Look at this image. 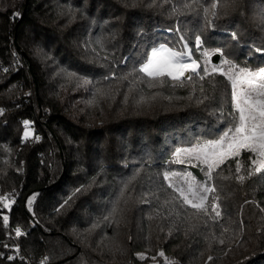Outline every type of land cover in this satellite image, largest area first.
<instances>
[{
    "label": "trees",
    "instance_id": "obj_1",
    "mask_svg": "<svg viewBox=\"0 0 264 264\" xmlns=\"http://www.w3.org/2000/svg\"><path fill=\"white\" fill-rule=\"evenodd\" d=\"M262 14L264 0H0V196L8 197L0 201V264H41L46 255L47 264H264V172L243 184L216 179L207 214L169 187H183L190 164L204 174V165L184 155L176 162L173 152L231 126L230 83L217 72L204 80L191 74L182 87L165 78L163 87L150 88L143 74L128 75L152 47L183 50L180 35L200 74L204 48L223 47L240 66L264 67V56L251 52L264 46ZM213 56L210 72L221 59ZM67 72L92 83L78 84ZM24 120L38 142L23 139ZM164 172L177 175L165 180ZM213 195L221 217L212 211ZM17 226L26 235L17 237ZM114 243L123 251H111Z\"/></svg>",
    "mask_w": 264,
    "mask_h": 264
},
{
    "label": "snow or ice",
    "instance_id": "obj_2",
    "mask_svg": "<svg viewBox=\"0 0 264 264\" xmlns=\"http://www.w3.org/2000/svg\"><path fill=\"white\" fill-rule=\"evenodd\" d=\"M212 7L216 9L217 5L214 3ZM204 13L207 17L208 9L205 8ZM13 15L14 17H19L20 13L15 12ZM211 16L212 19L207 20V23L214 30V21L218 13L212 11ZM179 31L180 29L177 28L176 32L179 33ZM230 38L232 41L239 43L240 38L235 31L230 33ZM179 39L183 42V50H176L166 44H161L159 47H152L150 52L145 55L143 62L139 63V67L134 68L128 75L139 76V74H143L139 79L141 82H144V78L146 77L148 87L150 88L156 87L157 85L163 87L165 78L179 82V86L182 87L184 79L192 80L193 77L191 74H197L200 80H204L206 76L217 72L221 76H224L230 83L231 105L233 109L229 113L232 116L231 126L215 139L198 141L192 147L176 148L173 152V157L176 158V162L184 163L185 160L179 159L181 155H184L188 162L195 160L204 165L203 171L206 179L197 181L193 177L192 183L188 185L187 192L183 187H175L172 184H169V187L174 188V191L180 194L184 204L207 214L209 194L217 192V187L214 183L216 179H234L236 182L243 184L246 179H250L254 174L264 172V67L253 70L247 66H240L229 58V54H226L223 47H217L211 51L204 48L201 55L206 59L202 68L203 74H200L198 69H201V64L198 60L192 58V50L189 48L185 36L180 35ZM204 42L205 39L202 34L195 36L197 51L201 50ZM251 52L264 56V46L255 47L251 49ZM213 55L219 56L221 59L219 64L212 65L210 72L207 67L208 63H210V59L208 58ZM223 65H227L226 70L222 67ZM5 71L7 70L5 69ZM186 73H189V75L186 76ZM66 75L69 79H75L78 84L89 85L92 83L91 80L83 78L74 72H67ZM113 79H115V75H113ZM123 79H127V76H124ZM172 86L175 87L176 85L173 84ZM201 91L203 92V88H201ZM97 93L102 96L107 95V93L100 89L97 90ZM206 99L208 97L204 96L203 99L198 100V103H204ZM3 111L0 108V115L3 114ZM22 123L24 126L23 139L27 140L29 137L34 136L31 129L32 122L24 120ZM34 138L37 142L40 140L39 136H34ZM245 152L249 154L247 156V163L242 159ZM229 161L232 163L229 164ZM222 166H227L228 175L224 174V168ZM138 175L139 173H136V176ZM175 175L177 173H163L165 180ZM136 176H133L124 185L121 195H123L124 191L128 190L129 185L136 179ZM85 190L83 186L78 187L59 205L56 211L59 212L61 209L69 206L73 197ZM38 195L33 194L28 198L27 206L29 211L32 210V205ZM4 200H8V197L0 196V201ZM219 200V195L212 196V211L215 213V217H221L222 215L221 211L218 210L220 208ZM13 202L9 200L8 203L4 204V207H10V204ZM116 211L117 209L114 208L112 214L114 215ZM105 219H108V217H105ZM8 223L9 217L7 215L3 216V224L7 226ZM92 227L94 228L95 225ZM14 231L17 237L26 235L19 226ZM223 231L228 232L229 229L224 228ZM240 231L241 233L243 232V221L240 224ZM261 232L264 233V230H261ZM234 239L236 238L234 237ZM242 240L243 236L241 234L238 242ZM219 243L224 244L225 241L221 239ZM110 250L114 253L123 251L119 244L115 243ZM137 255L139 259L147 258L144 253H138ZM159 255L164 256V252H160ZM8 259L12 260L13 257L9 256ZM212 259L211 256L208 257L209 261ZM47 261L48 257H45L41 261V264H47ZM166 262L167 264H176L174 260H168V258H166Z\"/></svg>",
    "mask_w": 264,
    "mask_h": 264
},
{
    "label": "rangeland",
    "instance_id": "obj_3",
    "mask_svg": "<svg viewBox=\"0 0 264 264\" xmlns=\"http://www.w3.org/2000/svg\"><path fill=\"white\" fill-rule=\"evenodd\" d=\"M167 46H168V45H167ZM156 47H159V45L156 46ZM192 58H193V57H192ZM186 75H189V73H186ZM31 129H32V132L34 133V136H35V129H34L32 126H31ZM34 136H31V137H29V138H32V137H34ZM196 176H197V175L194 173L193 170H191V171L185 173V177H184V181H183V188L185 189L186 192H187L188 185H189L190 183H192V178H193V177L195 178V180L200 181V180L197 179ZM6 203H8V202L6 201ZM12 253L15 254V252H12ZM12 253H11L10 256H14ZM28 264H31V263L28 262Z\"/></svg>",
    "mask_w": 264,
    "mask_h": 264
},
{
    "label": "water",
    "instance_id": "obj_4",
    "mask_svg": "<svg viewBox=\"0 0 264 264\" xmlns=\"http://www.w3.org/2000/svg\"><path fill=\"white\" fill-rule=\"evenodd\" d=\"M17 46H18V48H20L19 45H17ZM219 59H220L219 56H216V55L213 56V61H214V62H216V63L219 62ZM189 168H190L191 170H193L194 173H195L197 176H199L200 178H204V174H203V172L201 171L200 167H198V166H196V165H193V164H190V165H189Z\"/></svg>",
    "mask_w": 264,
    "mask_h": 264
},
{
    "label": "built area",
    "instance_id": "obj_5",
    "mask_svg": "<svg viewBox=\"0 0 264 264\" xmlns=\"http://www.w3.org/2000/svg\"><path fill=\"white\" fill-rule=\"evenodd\" d=\"M12 254L15 255L14 253H12ZM45 257H48V255H46ZM45 257H44V258H45ZM28 262H29V261H28Z\"/></svg>",
    "mask_w": 264,
    "mask_h": 264
}]
</instances>
